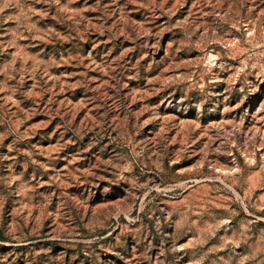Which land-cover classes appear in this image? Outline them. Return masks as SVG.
Returning a JSON list of instances; mask_svg holds the SVG:
<instances>
[{"label":"rangeland","instance_id":"374dc122","mask_svg":"<svg viewBox=\"0 0 264 264\" xmlns=\"http://www.w3.org/2000/svg\"><path fill=\"white\" fill-rule=\"evenodd\" d=\"M0 264H264V0H0Z\"/></svg>","mask_w":264,"mask_h":264}]
</instances>
